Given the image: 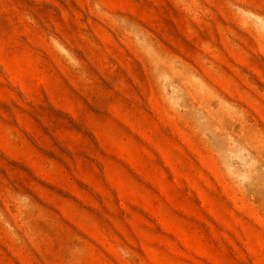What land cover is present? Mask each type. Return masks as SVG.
<instances>
[{
	"label": "rangeland",
	"instance_id": "rangeland-1",
	"mask_svg": "<svg viewBox=\"0 0 264 264\" xmlns=\"http://www.w3.org/2000/svg\"><path fill=\"white\" fill-rule=\"evenodd\" d=\"M0 264H264V0H0Z\"/></svg>",
	"mask_w": 264,
	"mask_h": 264
}]
</instances>
